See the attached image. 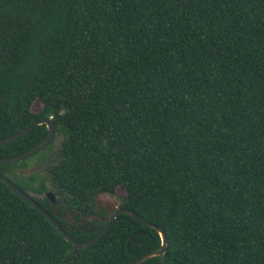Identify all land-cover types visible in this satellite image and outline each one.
Segmentation results:
<instances>
[{
	"label": "trees",
	"instance_id": "1",
	"mask_svg": "<svg viewBox=\"0 0 264 264\" xmlns=\"http://www.w3.org/2000/svg\"><path fill=\"white\" fill-rule=\"evenodd\" d=\"M44 117L63 135L47 173L24 170L55 137L0 172L76 240L127 207L167 236L142 264H264V0H0V138ZM161 247L119 213L78 248L0 179V264H132Z\"/></svg>",
	"mask_w": 264,
	"mask_h": 264
},
{
	"label": "water",
	"instance_id": "2",
	"mask_svg": "<svg viewBox=\"0 0 264 264\" xmlns=\"http://www.w3.org/2000/svg\"><path fill=\"white\" fill-rule=\"evenodd\" d=\"M39 124H47L49 134L47 138H45L43 141L32 147L30 150L26 151L25 153L15 156V157H2L0 156V163H5V164H13V163H19L21 161H24L31 156H33L35 153L46 147L48 144L52 142V140L55 137V123L52 117H44L41 119H38L34 121L32 124L29 126L17 131L16 133L2 137L0 138V144L11 142L13 140L18 139L19 137L25 135L29 131H31L34 127H36ZM0 179L4 181L13 191H15L20 197H22L25 201H27L29 204H31L33 207L38 209L42 214H44L50 222L58 229L60 234L67 240L71 241L76 247L78 248H86L90 245H93L96 243L103 235L104 233L109 229V227L112 225L113 221L117 217L119 213H127L131 216H134L141 220L143 223L146 225L157 229L161 236H162V247L160 249L148 252L141 256L139 259H137L134 263L132 264H142L146 260H148L151 257L154 256H161L164 257L166 253V247H167V236L165 232L162 230L160 226H158L156 223L151 222L150 220L146 219L142 215H140L138 212L127 208V207H118L109 217L107 222L104 224V226L101 228V230L90 240L85 241V242H80L76 240L71 234L66 232L62 225L57 221V219L45 208L43 207L34 197L32 194L22 190L20 187H18L7 175L3 174L0 172ZM46 195L49 197V199L53 203H57V198L56 195L53 191H47ZM135 234V233H134ZM134 234L131 236L130 240L134 236Z\"/></svg>",
	"mask_w": 264,
	"mask_h": 264
},
{
	"label": "rangeland",
	"instance_id": "3",
	"mask_svg": "<svg viewBox=\"0 0 264 264\" xmlns=\"http://www.w3.org/2000/svg\"><path fill=\"white\" fill-rule=\"evenodd\" d=\"M41 107H42V102L40 100H36L34 105H33V110L35 112H38L41 109ZM62 139H63V135H61L59 133L55 134V145L47 153L48 160L45 161V162H41V163L36 165L35 159H36V157H38V155L35 156V157H32L30 159V161L32 163V167L25 169L24 172L30 173V172L38 171V172L46 174L47 173L48 161L56 159L58 151H59V149L61 147ZM116 193H117V195H114V196H110V195L101 196V198H100L101 199V203L106 205V206L114 207L117 204H119V202L121 200L120 199V195H126L127 192H126V190L124 188L120 187Z\"/></svg>",
	"mask_w": 264,
	"mask_h": 264
}]
</instances>
